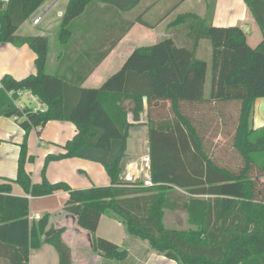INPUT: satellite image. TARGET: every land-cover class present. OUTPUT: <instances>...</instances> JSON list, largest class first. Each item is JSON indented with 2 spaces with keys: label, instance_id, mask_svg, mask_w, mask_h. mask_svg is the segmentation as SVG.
I'll return each instance as SVG.
<instances>
[{
  "label": "trees",
  "instance_id": "obj_1",
  "mask_svg": "<svg viewBox=\"0 0 264 264\" xmlns=\"http://www.w3.org/2000/svg\"><path fill=\"white\" fill-rule=\"evenodd\" d=\"M44 1H0V43L28 44L37 55L35 74L20 80L5 74L0 79V116L13 117L25 132L14 181L33 197L66 191L63 211L74 215L77 225L91 233L93 251L106 259H123L126 250L95 235L104 213L119 219L130 235L147 240L151 249L175 264H264V192L259 186L264 177V126L251 125L254 100L264 97V0H244L262 34L256 47L248 44L237 25L217 26L194 13L180 14L174 22L190 23V47L179 46L172 38L137 47L98 88L81 87L80 82L47 71V36L16 34ZM139 1L68 0L60 20V40L69 38V24L91 2L127 11ZM135 22L149 25L138 16L125 29ZM201 39H207L212 50L208 96V64L195 54ZM23 90L45 108L17 106L15 100ZM144 96L150 186L122 178L129 129L140 121ZM231 101H239L232 138V149L243 161L238 169L216 162L205 149L196 120L183 111L187 106L192 114H203L205 109L219 107L216 113L230 119ZM164 102L173 117L154 115ZM50 120L71 121L77 131L64 143L63 152L50 153L45 161L79 157L98 162L110 178L109 185L72 188L45 177L32 181L24 168L26 138L31 129H40ZM255 171L260 174L254 175ZM10 193L11 182L0 177V257L7 264H28L31 247L46 242L57 250L59 264H72L71 249L61 238L63 228H47L48 214L29 222L28 199ZM166 211H184L190 227H166Z\"/></svg>",
  "mask_w": 264,
  "mask_h": 264
},
{
  "label": "crops",
  "instance_id": "obj_2",
  "mask_svg": "<svg viewBox=\"0 0 264 264\" xmlns=\"http://www.w3.org/2000/svg\"><path fill=\"white\" fill-rule=\"evenodd\" d=\"M67 3L68 0H45L17 28L16 34L47 36L49 43L47 71L61 75L69 81L80 82V86L86 88L100 87L123 66L137 47L152 45L164 38H172L179 46L190 47L193 43L189 35L190 23L174 22L180 14L194 13L204 18L208 24L217 26L237 25L244 31L248 44L253 48L262 41L259 26L242 0H140L135 7L127 11H119L116 7L101 2L89 3L84 13L69 24L71 34L62 42L59 27ZM138 16L149 25L135 22L125 29L127 22L134 21ZM36 18L37 23L33 22ZM52 34L57 35V42L55 35ZM204 40L207 39L199 40L196 47L195 54L200 59L203 58L197 53L203 47ZM107 49L108 53L98 61ZM36 57V53L28 44L1 42L0 79L5 74L17 80L35 74ZM34 99L37 100L36 103ZM17 100L23 107L29 106L33 110L45 108L44 104L29 92H22ZM143 102L145 110L140 115V121L134 125L146 128V138L144 131H136V135L146 142L147 150L139 154L128 152V134L124 156L125 168L122 173L124 180L143 179L141 157L149 152L147 100ZM256 109L259 113H264V97H257L254 100L253 115ZM128 119L132 121L131 113L128 114ZM76 131V126L71 121L50 120L42 128L33 129L29 133L28 146L31 147L33 142H36L37 149L42 150L43 156L42 159L39 158V162L38 160L36 163L32 162L28 164L29 168H25L29 170L33 182L42 180L40 170L43 159L50 153L63 152L64 143L71 139ZM24 137L23 128L13 117L0 116V177L11 182L10 195L28 199L29 222L35 220L33 217L36 214L39 216L48 214L47 228L52 226L63 228L61 238L71 249L72 264H175L174 260L151 249L147 240L130 235L119 219L107 213L101 215L95 235L125 249L126 257L106 259L93 251L91 233L77 225L74 215L63 211L64 202L68 197L66 191L59 190L52 194L33 197L25 193L14 181ZM26 165L25 161L24 166ZM77 170H88L91 179H86L83 174L77 175ZM45 177L52 183L58 181L68 183L72 188L110 184V178L103 165L79 157L50 160ZM0 264H7V260L0 257ZM28 264H59V255L52 244L39 243L37 247H31Z\"/></svg>",
  "mask_w": 264,
  "mask_h": 264
},
{
  "label": "rangeland",
  "instance_id": "obj_3",
  "mask_svg": "<svg viewBox=\"0 0 264 264\" xmlns=\"http://www.w3.org/2000/svg\"><path fill=\"white\" fill-rule=\"evenodd\" d=\"M244 2V0H242ZM55 34H52L54 36ZM51 36V37H52ZM55 41L57 42V35L54 36ZM54 41V39H53ZM52 41V42H53ZM205 44H207L205 47ZM197 55L199 57H202L208 64L207 67V77H206V83H205V95L208 96L211 88V60H212V50L211 45L208 40L203 41V47L198 51ZM36 99H34V102L36 103ZM164 105L158 109L154 115L156 117H173V113L170 110V108L167 107V103L164 102ZM231 107L234 109H230V119H227L225 117H222L219 112V107L211 108L209 110H203L204 113L201 114L200 112L192 114L191 108L184 106L183 111L187 113L188 115H191L193 117V120L197 127L199 128V133L204 139V146L205 149L208 151V153H211L215 159L216 162L219 165H223L225 167H229L232 169H238L241 167L243 161L241 157L238 155L236 151L232 149V138L235 130V114L236 119L237 115L239 113V101H231L228 103ZM190 112V113H188ZM254 112V111H253ZM255 115V116H254ZM252 113V121L251 125L254 128H259L264 126V113H259V111L256 109L255 114ZM254 116V117H253ZM233 120V121H231ZM226 121V125L223 124V122ZM231 121V122H230ZM33 129H31L32 131ZM31 131L29 133H31ZM136 131L145 133L146 138V128H143L141 125H134L131 126L129 130V138H128V152H135L136 154L144 153L146 152V142L141 138L137 137ZM26 140V148H27V159H26V166L24 168H29L28 164L36 163L37 160L39 162V158H43L42 156V150L40 151V148L37 149L36 142H33L32 146H28V136ZM29 151V154H28ZM39 155V157L37 156ZM32 156L33 161H29L28 157ZM260 160H263V156H259ZM42 167L40 170L41 179L42 177H45V171L47 164L49 161H45V158L42 161ZM95 166V165H94ZM99 166V165H96ZM26 170V169H25ZM27 172L29 170H26ZM77 175L80 176V174L85 175L86 179H91L90 173L88 170H77ZM260 172L255 171L254 175H259ZM46 178V177H45ZM47 179V178H46ZM48 180V179H47ZM68 184V183H67ZM69 185V184H68ZM262 185V191L264 192V177H260L259 179V186ZM70 186V185H69ZM45 213V212H44ZM164 224L166 227L170 228H183L186 229L190 227V224L188 222L187 214L184 211H166L164 215Z\"/></svg>",
  "mask_w": 264,
  "mask_h": 264
},
{
  "label": "built area",
  "instance_id": "obj_4",
  "mask_svg": "<svg viewBox=\"0 0 264 264\" xmlns=\"http://www.w3.org/2000/svg\"><path fill=\"white\" fill-rule=\"evenodd\" d=\"M0 1H2L3 3H6L8 0H0ZM33 22L37 23L38 19L37 18L34 19ZM22 92H29V91L28 90L19 91L18 94L20 95ZM15 102H16L17 106L23 107V105L18 100H15ZM141 161H142L141 170L144 172L143 179H142L143 185L150 186V185H152V179H151V173H150L149 152L142 155ZM33 218L36 220V219H39L40 216L38 214H36Z\"/></svg>",
  "mask_w": 264,
  "mask_h": 264
},
{
  "label": "water",
  "instance_id": "obj_5",
  "mask_svg": "<svg viewBox=\"0 0 264 264\" xmlns=\"http://www.w3.org/2000/svg\"><path fill=\"white\" fill-rule=\"evenodd\" d=\"M143 100H145V101H146V100H147V97H146V96H144V97H143Z\"/></svg>",
  "mask_w": 264,
  "mask_h": 264
}]
</instances>
